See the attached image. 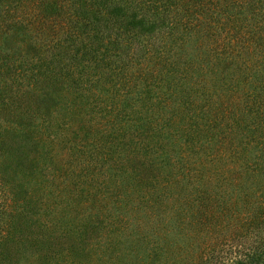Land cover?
<instances>
[{
	"label": "trees",
	"instance_id": "obj_1",
	"mask_svg": "<svg viewBox=\"0 0 264 264\" xmlns=\"http://www.w3.org/2000/svg\"><path fill=\"white\" fill-rule=\"evenodd\" d=\"M0 264H264V0H0Z\"/></svg>",
	"mask_w": 264,
	"mask_h": 264
}]
</instances>
